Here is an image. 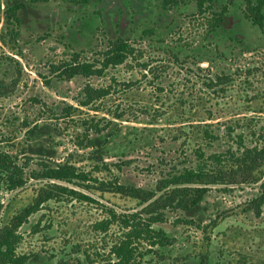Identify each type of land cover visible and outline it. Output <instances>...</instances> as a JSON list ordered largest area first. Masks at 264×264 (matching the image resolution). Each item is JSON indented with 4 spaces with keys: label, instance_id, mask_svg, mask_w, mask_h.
Listing matches in <instances>:
<instances>
[{
    "label": "rangeland",
    "instance_id": "1",
    "mask_svg": "<svg viewBox=\"0 0 264 264\" xmlns=\"http://www.w3.org/2000/svg\"><path fill=\"white\" fill-rule=\"evenodd\" d=\"M83 1L31 4L19 12V24L7 25L0 13V152L23 166L28 178L17 191L0 188V227L42 193L53 192V185L91 200L63 195L43 202L19 228L17 253L29 257L25 264L102 263V249L118 235L116 227L105 235L93 232L102 207L130 213L144 204L101 191L94 179L153 189L167 172L194 166L195 151L209 155L226 149L227 126L234 137L246 132L247 124L264 122V35L243 18L240 0L234 7L226 4L231 25L210 39L204 21L225 0L204 4L202 12L195 0L180 1L173 9L162 6L164 0ZM148 28H154L153 36H144ZM118 35L130 38L135 49L124 64L100 77L64 81L50 75L49 66L73 52L89 62L100 59ZM228 36L242 42L236 45ZM86 84L110 87L96 106L102 112L78 106ZM68 106L73 107L70 118L64 111ZM89 123L106 128L98 136L104 143L102 161L94 149L77 144ZM205 130L219 141H204ZM66 162L92 181L77 185L37 178ZM258 176L264 177V165ZM258 195L259 183L213 186L195 223L175 224L182 213L168 216L160 228L173 244L140 247L137 264H202L204 257V264H264V205L259 213L248 206Z\"/></svg>",
    "mask_w": 264,
    "mask_h": 264
},
{
    "label": "trees",
    "instance_id": "2",
    "mask_svg": "<svg viewBox=\"0 0 264 264\" xmlns=\"http://www.w3.org/2000/svg\"><path fill=\"white\" fill-rule=\"evenodd\" d=\"M51 1L54 0H5V3H0V13L4 14L7 25L19 24L18 14L21 10L26 11L31 4H46ZM180 1L183 0H164L162 6H170L173 9ZM215 1L222 0H195L200 12L205 11L204 4L211 3L213 6ZM236 1L225 0V4L218 12L212 11L211 17L205 19L207 39L214 37L217 33L225 32V28L230 27L232 21L228 15L230 12L227 5L234 7L237 5ZM87 2L88 0H85L82 4ZM242 6L243 18L264 35V0H240L238 7ZM206 8L212 9V7ZM143 34L147 37L153 36L154 28L145 29ZM11 35L14 36L13 41H15L17 32ZM228 38L236 45L242 42V39L237 37L228 36ZM130 41L128 37L118 35L109 41L107 49L101 53V58L93 62L82 60L78 52H73L68 59L51 64L49 73L58 80L64 81H69L75 76L100 77L107 69L120 66L132 58L135 49ZM146 67L147 65H143V68ZM3 94L4 92L0 90V95ZM109 94L110 87L96 88L86 84L77 101L78 106L95 113L102 112L96 106ZM72 108L68 106L64 109L68 118L72 115ZM245 128L246 132L234 134L232 137L234 129L227 126L224 132L228 137L226 149L209 155L200 149L195 151L197 162L194 166L167 172L165 176L156 181L153 189L121 184L117 179L113 181L94 179L93 182L98 184L99 190L121 194L144 204L141 210L130 213H119L112 208L102 207L104 215L92 226L93 232L105 235L112 227H116L118 235L114 242L106 249H102L105 257L100 264H137L140 247L146 246L153 249L171 246L174 239L160 227L167 222L168 216L178 213H182L189 219L179 214L175 216V224H194L193 219L199 211L200 204L213 186L236 187L259 183V195L248 204L250 210L259 213L264 205V177L258 176L259 169L264 165V122L259 127H252L249 123ZM105 130L106 128L100 127L99 124H85L83 133L77 140L80 148L94 149L95 158L99 161L103 160L104 143L98 136H101ZM203 140L208 144H213L219 141V137L213 135L212 131L205 130ZM106 170L109 172L108 169ZM37 178L77 185L91 180L85 171L78 170L68 162L59 165L56 169H49L48 173ZM27 182L28 178L23 166L8 153L0 152V188L2 187L7 192H14L23 188ZM52 191L42 193L33 205L23 209L8 224L0 227V264H25L27 262L29 259L27 255L17 253L22 241L19 228L27 222L31 214L39 211L38 208L43 202L56 198L55 196L60 198L63 195L79 202L91 201L82 193L62 185H53ZM214 225L215 221L212 222V226ZM82 254L86 260L94 262L90 259L89 253L83 251ZM205 262L206 257L203 258L202 264Z\"/></svg>",
    "mask_w": 264,
    "mask_h": 264
}]
</instances>
